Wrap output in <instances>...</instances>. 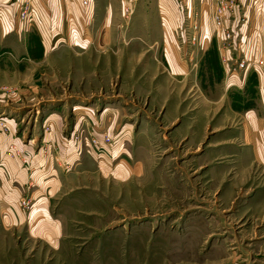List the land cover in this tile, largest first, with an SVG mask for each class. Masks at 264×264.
<instances>
[{
	"label": "rangeland",
	"instance_id": "374dc122",
	"mask_svg": "<svg viewBox=\"0 0 264 264\" xmlns=\"http://www.w3.org/2000/svg\"><path fill=\"white\" fill-rule=\"evenodd\" d=\"M0 5L18 209L44 169L19 144L76 185L51 198L54 240L14 228L0 264H264V0Z\"/></svg>",
	"mask_w": 264,
	"mask_h": 264
},
{
	"label": "crops",
	"instance_id": "0c3cea01",
	"mask_svg": "<svg viewBox=\"0 0 264 264\" xmlns=\"http://www.w3.org/2000/svg\"><path fill=\"white\" fill-rule=\"evenodd\" d=\"M0 24L2 25V23ZM2 29L3 27H0V32ZM41 42L43 44V40H41ZM250 115L251 114H249V116ZM9 124L11 127L12 123L9 122ZM9 134L10 135L6 134L5 136L0 133V256L4 252H7L5 248L7 247V242H11L12 236L9 237V235L14 228L17 229L25 226L28 231L29 228H34L38 232L39 230L44 229L43 225L45 224L46 227L50 228L49 232H47V237L54 240V234H59L63 229V226L60 225L58 219L51 218L50 220L45 217L50 214L49 207L51 198L55 197L60 199L61 196L69 194L76 189V185L71 181V176H74V173L71 174L68 171L61 169L59 171L52 165V169H50L51 174H48L47 176L45 175L44 178H41V173L44 172L45 166H49L48 159L42 158L43 156H41V153H35L33 149L34 144L25 145L18 143L26 157L29 160L33 159L32 163L39 159H43V163H40L44 165V169L41 167L37 168L38 170L34 174L35 178L33 177V179L38 181L37 187L39 188L38 192L35 194V209L30 212V214L21 213L22 211H19L17 206L18 198L21 196L25 184L30 179V173L27 166H25L20 160V157H13L12 155L7 154V150H9L8 144L13 141L12 137H14L13 132H10ZM3 136H5L4 139ZM61 158L63 159L65 157L62 156ZM50 190L52 192H50ZM37 217L40 219L45 218L44 220L47 221L40 220V222L36 220L33 222L32 220H35ZM48 221L50 222L48 223ZM43 222L45 223L43 224Z\"/></svg>",
	"mask_w": 264,
	"mask_h": 264
},
{
	"label": "built area",
	"instance_id": "2783aa9c",
	"mask_svg": "<svg viewBox=\"0 0 264 264\" xmlns=\"http://www.w3.org/2000/svg\"><path fill=\"white\" fill-rule=\"evenodd\" d=\"M0 9H1V7H0ZM1 14H2V11L0 10V17H1ZM23 18H25V12L22 14V19ZM6 89L7 88L0 87V94H1L2 90H6ZM8 130H9V123L4 121V120H2V119H0V132H6ZM48 131H50V128L46 129V133ZM93 141H94L95 144L101 145V143H105V144L109 145L112 142V136H109V135L105 134V137H103V135H102L101 139H98V143H97V139L96 138ZM11 149H12V151L9 150V152H10L9 155L13 156L14 155L13 152L17 153V151L15 150V148L13 146L11 147Z\"/></svg>",
	"mask_w": 264,
	"mask_h": 264
},
{
	"label": "bare ground",
	"instance_id": "6f19581e",
	"mask_svg": "<svg viewBox=\"0 0 264 264\" xmlns=\"http://www.w3.org/2000/svg\"><path fill=\"white\" fill-rule=\"evenodd\" d=\"M4 119V118H3Z\"/></svg>",
	"mask_w": 264,
	"mask_h": 264
}]
</instances>
